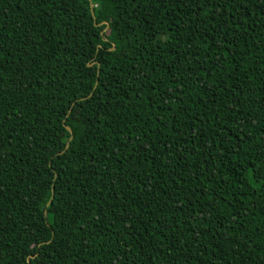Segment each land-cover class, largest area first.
<instances>
[{
	"label": "trees",
	"instance_id": "1",
	"mask_svg": "<svg viewBox=\"0 0 264 264\" xmlns=\"http://www.w3.org/2000/svg\"><path fill=\"white\" fill-rule=\"evenodd\" d=\"M91 2L0 0V264H264V0Z\"/></svg>",
	"mask_w": 264,
	"mask_h": 264
},
{
	"label": "water",
	"instance_id": "2",
	"mask_svg": "<svg viewBox=\"0 0 264 264\" xmlns=\"http://www.w3.org/2000/svg\"><path fill=\"white\" fill-rule=\"evenodd\" d=\"M88 3H89V8H90L91 16H92V18H93V21L95 22L94 13H93V9H92L93 5H92L91 0H88ZM103 23H105V27H104V29H106V28L108 27V25H107V23H106L105 21H103ZM96 25H99V23H96ZM113 48H114V47L111 46L109 49H113ZM94 62H95L96 65H97V72H98V63H97L96 61L88 62L87 65L90 66V65H92ZM96 83H97V79L95 80V83H94L93 89L95 88ZM90 95H91V92H89L86 96L82 97L81 99H85V98L89 97ZM72 105H73V103H72V104L70 105V107L68 108V111H67V113H66V116H67L68 113L70 112V109H71ZM65 128L67 129L68 132H71V129H70L67 125H65ZM71 138H72V136H69L68 140H67L66 143H65V146H64L63 150L60 151V152H58V154L62 153V152L68 147L69 139H71ZM52 188H53V186L51 187V195H50V197H49V199H48L46 205H48V204L52 201V197H53V194H52ZM29 257H30V255L27 257V261L29 260Z\"/></svg>",
	"mask_w": 264,
	"mask_h": 264
}]
</instances>
